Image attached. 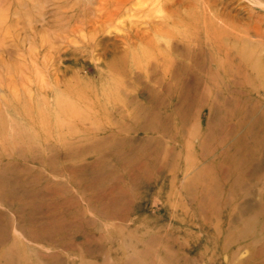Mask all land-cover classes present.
Here are the masks:
<instances>
[{
	"label": "rangeland",
	"instance_id": "374dc122",
	"mask_svg": "<svg viewBox=\"0 0 264 264\" xmlns=\"http://www.w3.org/2000/svg\"><path fill=\"white\" fill-rule=\"evenodd\" d=\"M257 25L264 0H0V264H264Z\"/></svg>",
	"mask_w": 264,
	"mask_h": 264
},
{
	"label": "bare ground",
	"instance_id": "6f19581e",
	"mask_svg": "<svg viewBox=\"0 0 264 264\" xmlns=\"http://www.w3.org/2000/svg\"><path fill=\"white\" fill-rule=\"evenodd\" d=\"M251 35L256 40H249ZM241 41L240 48L236 50L237 56L246 65L250 76L258 80V87L264 89V29L258 25L247 29Z\"/></svg>",
	"mask_w": 264,
	"mask_h": 264
}]
</instances>
